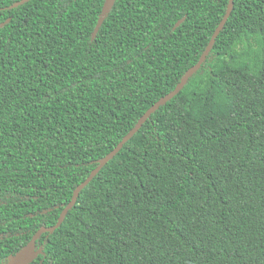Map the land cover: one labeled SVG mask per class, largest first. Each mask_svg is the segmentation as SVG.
<instances>
[{
	"label": "trees",
	"instance_id": "obj_1",
	"mask_svg": "<svg viewBox=\"0 0 264 264\" xmlns=\"http://www.w3.org/2000/svg\"><path fill=\"white\" fill-rule=\"evenodd\" d=\"M0 0V264L206 48L228 0ZM182 21L176 25V23ZM24 264H264V0H233L200 68Z\"/></svg>",
	"mask_w": 264,
	"mask_h": 264
},
{
	"label": "water",
	"instance_id": "obj_2",
	"mask_svg": "<svg viewBox=\"0 0 264 264\" xmlns=\"http://www.w3.org/2000/svg\"><path fill=\"white\" fill-rule=\"evenodd\" d=\"M27 1H29V0H19V1L15 2L13 4V6H18V5L23 4ZM114 2H115V0H105L104 1L100 16L98 18L97 25H96L94 32H93V36H95L96 32L98 31V28L100 27V25L102 24V22L104 20V17L109 13ZM232 7H233V0H228V5L226 8L225 14L223 15L222 19L220 20L219 24L217 25L213 34L211 35L210 40H209L206 48L204 49V51L200 55L197 62L186 70V72L183 74V76L181 77L180 81L175 86V88L173 90H171L170 92H168L167 94H165L164 96L160 97L155 103H153L141 115V117L137 120V122L129 130V132L123 136V138L118 142V144L109 153H107L104 157H102L99 160L97 166L90 172V174L87 176V178H85V180H83L80 184L77 185V187L75 188V190L72 194L71 200L68 202V204L61 211L57 222L53 226H48V227L44 226V227L39 228L33 234L31 239L11 257L8 264H24L26 258L32 252V250L36 244V241L40 238V236L45 232L53 233L62 224V222L64 221V219L68 213V211L76 204L77 198H78L81 190L86 185H88L90 183V181L96 176V174L101 170V168L104 167L109 162V160H111L121 150L123 145L131 137H133L137 133V131L148 120V118L151 116V114H153L161 105L165 104L166 102H168L170 99H172L175 95H177L179 93V91L182 89V87L187 82L188 78L200 68L201 64L206 59L207 55L209 54L210 50L213 47V44H214L217 36L219 35L220 31L223 29V27L226 23L229 15L232 11ZM9 20H10V18H7L5 21L1 22L0 27L5 25L6 23H8ZM181 21H182V19H180L176 23V25H178Z\"/></svg>",
	"mask_w": 264,
	"mask_h": 264
}]
</instances>
